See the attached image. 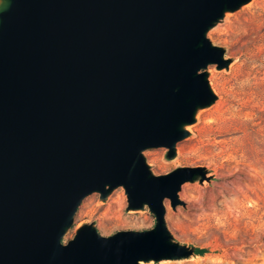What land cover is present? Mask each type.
<instances>
[{"label":"water","instance_id":"1","mask_svg":"<svg viewBox=\"0 0 264 264\" xmlns=\"http://www.w3.org/2000/svg\"><path fill=\"white\" fill-rule=\"evenodd\" d=\"M252 0H0V264L180 261L164 216L207 172L154 176L143 152L176 145L215 101L207 69L230 64L207 38ZM118 188L152 229L98 234L77 208Z\"/></svg>","mask_w":264,"mask_h":264},{"label":"rangeland","instance_id":"2","mask_svg":"<svg viewBox=\"0 0 264 264\" xmlns=\"http://www.w3.org/2000/svg\"><path fill=\"white\" fill-rule=\"evenodd\" d=\"M252 20L264 27V0L226 13L208 32L209 41L225 50L230 64L223 70L208 67L216 101L199 110L195 123L185 128L188 136L177 143L176 157L168 160L164 148L143 152L154 176L184 167L206 170L208 180L181 186L176 208L164 200V220L174 240L206 253L143 264H264V32L260 42L245 47L244 24ZM229 174L233 180H224ZM225 188L227 195L222 194ZM127 206L122 188L105 201L97 193L89 195L77 208L62 243L88 224L102 237L154 227L147 208L127 211Z\"/></svg>","mask_w":264,"mask_h":264},{"label":"bare ground","instance_id":"3","mask_svg":"<svg viewBox=\"0 0 264 264\" xmlns=\"http://www.w3.org/2000/svg\"><path fill=\"white\" fill-rule=\"evenodd\" d=\"M244 27L246 28V34L244 36V38L246 39V45L245 47H247L248 45L250 47L256 45V43L260 42L262 40V33L264 32V27L262 25H255L254 24V20L252 21H248L244 24ZM242 56V55H241ZM239 164V163H238ZM244 169V168H243ZM240 172V169H239ZM243 172V171H242ZM230 177V174L228 176L225 177L224 180H228ZM232 179V178H231ZM244 179V178H243ZM233 180V179H232ZM239 181V180H238ZM225 187V186H224ZM222 194L227 195L229 194V189H224Z\"/></svg>","mask_w":264,"mask_h":264},{"label":"trees","instance_id":"4","mask_svg":"<svg viewBox=\"0 0 264 264\" xmlns=\"http://www.w3.org/2000/svg\"><path fill=\"white\" fill-rule=\"evenodd\" d=\"M206 251L202 249H195L194 256H203L205 255Z\"/></svg>","mask_w":264,"mask_h":264}]
</instances>
